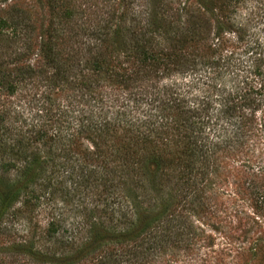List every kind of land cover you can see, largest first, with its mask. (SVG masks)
<instances>
[{"label": "trees", "instance_id": "obj_1", "mask_svg": "<svg viewBox=\"0 0 264 264\" xmlns=\"http://www.w3.org/2000/svg\"><path fill=\"white\" fill-rule=\"evenodd\" d=\"M196 1L212 14L218 0ZM144 7L135 16L124 4L119 16L81 24L86 40L70 52L59 47L58 35H47L40 52L49 74L24 55L0 69V236L13 254L42 263L96 255L98 264H147L181 235L180 211L202 204L201 185L218 153L251 133L257 111L264 115V39L241 27L225 37L220 28L232 25L230 3L218 8L212 44L205 14L162 0H145ZM26 19L11 10L0 17V33L10 28L15 36ZM78 33L69 38L77 42ZM231 43L240 45L241 69L234 65L238 79L227 86L222 68L229 60L220 53ZM253 62L258 81L249 85ZM163 76L170 83L158 85ZM100 81L126 93H103ZM199 83L214 90L190 97ZM66 84L86 97L51 100ZM21 90L28 100L15 102ZM39 210L46 213L43 226Z\"/></svg>", "mask_w": 264, "mask_h": 264}, {"label": "rangeland", "instance_id": "obj_2", "mask_svg": "<svg viewBox=\"0 0 264 264\" xmlns=\"http://www.w3.org/2000/svg\"><path fill=\"white\" fill-rule=\"evenodd\" d=\"M48 1L0 0V17L6 18L8 12L13 10L21 12L27 18L25 25L16 30L15 36L12 37L10 28H4L1 31V70L12 68L16 65L17 57L24 55L29 64L38 66L49 74L52 69L45 65L40 52L41 44L47 35H58L61 38V46H57L64 47L66 52H70L76 48L77 43H83L86 40L87 33L81 31L78 33L81 24L87 28L88 24L103 23L113 13L119 16L124 4L132 7L135 16L139 14V10L145 8V0H56L53 5ZM162 1L165 4L169 3L172 9H179L186 4L194 15L204 12V5L196 0ZM218 1L210 6V10H213L212 14L207 11L203 13L210 25L207 41L209 44L214 43L212 39L217 31L214 20L220 19L218 8L221 2L230 3V23L232 25L220 28L226 38L229 37V30L235 31L241 27L248 36H252V39L260 38V41L264 39V33L261 32L264 25L258 22L264 23V0ZM51 5L55 7L53 11L49 8ZM182 18H184L183 15ZM181 22L183 23L182 20ZM77 33L78 41L75 42L76 39L72 41L69 37ZM231 45L226 53L223 51L220 53L221 57L229 60L222 68V71L225 69L223 75L227 86H232L238 79H233L236 73L231 74V69L234 65H241L235 60L236 55L241 54L240 47H236L240 45L236 43H231ZM80 47L82 48V45ZM230 52L235 56H229ZM241 60L244 61L243 66L249 64L247 56L241 57ZM79 62L82 64L81 58ZM253 64L255 66L250 69L251 73L247 79L249 85L258 81L255 75L259 72L256 66L259 63L253 62ZM239 67L241 69V66ZM73 73L75 74V70ZM240 75L246 76V72ZM239 79L242 80L241 77ZM177 82L179 83L178 80ZM156 83L163 85L170 81L163 76L156 79ZM99 86V90L103 93H126L122 88L111 87L105 81H100ZM43 89L42 87L37 93L40 94ZM134 90L135 88L129 89L127 93L134 92ZM213 90L210 85L199 83L194 86L190 97L202 95L204 92L210 94ZM81 96L86 97L84 89L66 84L61 91L53 90L50 99L60 103L65 101L64 104H66L75 100L79 101ZM12 98L20 103L28 100L25 90L18 91ZM7 99L6 96L5 100ZM84 99L87 100V98ZM260 111H257L256 117L252 120L254 127L247 128L251 129V133L246 134L240 140L241 143L239 141L235 144L236 146L233 145L231 150H222L218 153L215 165L204 179V184L201 185L203 191L202 199L199 201L202 204H195L194 207L186 206L180 211L184 224L177 241L170 242L155 251L147 260L149 261L147 264H264V131L259 130L264 129L260 127L264 123V115L263 110ZM45 214L43 210L37 212V221L41 222V226H43ZM85 236V233L80 234V243ZM11 244L7 237L0 236V264L60 263L58 261L42 263V261L25 257L23 254H13L10 250ZM95 258L96 255L93 258L87 257L76 264H98Z\"/></svg>", "mask_w": 264, "mask_h": 264}]
</instances>
